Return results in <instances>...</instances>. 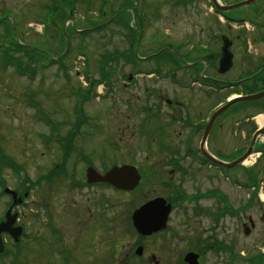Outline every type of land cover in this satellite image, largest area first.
Returning a JSON list of instances; mask_svg holds the SVG:
<instances>
[{
  "label": "rangeland",
  "instance_id": "rangeland-1",
  "mask_svg": "<svg viewBox=\"0 0 264 264\" xmlns=\"http://www.w3.org/2000/svg\"><path fill=\"white\" fill-rule=\"evenodd\" d=\"M71 1L72 15L63 12L64 9H62L55 17V22H51L48 28L44 25L46 7L51 2L54 3V0H0V17L4 12L10 13L13 17V21L17 25L18 40L20 39L18 44H24L23 41H25L37 49L45 50L48 57L55 58L60 57L65 51L63 29L70 39L67 58L60 63L62 64L60 66L50 63L48 60L45 61L39 56H34L35 63H32L28 58L32 57L30 55H33V52L20 51L18 54L14 49H10L7 55L13 59V67L11 64L5 63L3 53L0 52V148L3 153L2 156L14 161L15 163H13L19 169L18 171L17 168H14L12 172L7 165L1 162L0 175L5 179L6 184L15 190L19 188L22 180L34 181L38 174L45 175L50 172L55 164H59L58 161L60 160L57 140L60 139L62 142L63 138L74 130L77 108L82 107L86 122L73 132V144L69 155L70 162H73L79 155L88 157L92 153L95 157L98 154L100 156L105 154L106 157L121 160L123 158L121 153L128 152L130 155L135 154L134 162H138V168L144 170L141 174L142 184H140L138 191L133 194L114 199L111 198L110 192L103 191L104 197L107 199L106 201L104 199L102 212L103 229L92 230L91 235L92 245L89 248L101 250L103 249L102 243L104 245V249L99 251V256H103L104 264L113 263L106 261L109 258V253L103 239L108 238L115 242L121 254V260L118 264H127L130 260L126 257L125 248L127 244L133 242L128 234L132 232H126L128 228L127 213L130 211L132 203L163 196L165 191L162 190V187L164 188L166 184V182L163 183L164 175H168L165 171V162L162 163V156L160 155L163 151L158 149L163 146L162 141L157 138L154 142L156 144L147 145L146 141L150 136L148 135L147 138L145 136L144 139L138 130V120L140 121L145 117V113L143 114L145 108L140 109V107L145 104L149 106L152 102V99L145 102L143 90L147 89L146 91L152 93L155 90L156 95H162L167 99H171L173 93L179 95L183 92H180L167 80L157 78L156 83L154 77L153 79L138 77L136 90L133 93L134 86L129 87L127 85V78L134 69L122 60L124 56L128 55V40L130 38L129 31L124 25L109 21L102 30L91 31L90 34H84L85 36L69 34L70 28L72 25L74 28L82 30L92 28L111 19L113 12L132 5L136 8V18L134 17L131 21L130 17V24L139 26L140 56L142 58H148L160 52L167 45V47L172 46L180 49L179 51L182 50L189 59L197 60L213 49H216L215 52L218 51L219 39L215 38L213 42H209L213 40L212 35H240L241 39L233 49L236 55L235 68L226 75H218L217 73L214 75L218 80H224L222 77L234 80L239 76H244L245 70L250 71L251 67L259 66V42L263 41L264 32H260L259 29H252L251 24L229 22L225 16L251 18L262 23L264 16L260 13L264 7L259 4L256 7H253L255 5L249 6L250 0H238L241 3L236 10L225 11L227 14L223 12V16H221L211 9L210 0H133L131 2L108 0L109 4L104 7L105 13L102 17L98 10L100 0ZM232 1L217 0L218 3L225 5ZM235 14L239 15L236 16ZM70 18L72 19L70 20ZM6 35L3 26L0 25V45H6L2 40V37ZM163 37L166 38L165 41ZM243 41L248 42L247 45L251 47L249 50L252 51L253 62L241 54V48H244L241 44ZM210 44L213 45L211 50L203 53L204 47ZM194 46H200V50H196L199 54L191 49ZM207 48L209 47L207 46ZM116 52L120 56L114 59ZM139 65L142 68H148L153 66L154 62L153 60L147 62L139 60L137 66ZM19 70L25 72V75H20ZM163 70H166V67H163ZM182 71L186 79L191 77L189 75L191 70L182 69ZM177 72V75L180 76L181 70H177ZM82 76H86L88 81L85 78L82 80ZM91 82L92 85L90 86ZM199 88L195 85L192 89L194 90L192 92L194 99L199 100L196 104V108L199 110L202 106L207 107V109L211 108L213 104L229 98L230 93L233 92V90H218L215 99H213L207 98V96L203 97ZM135 95L137 98H134ZM79 103L82 105L76 106ZM245 105L242 109L251 108L250 105ZM235 107L237 105L232 106L228 111H234ZM133 117L135 118L132 119ZM235 122L234 117L231 127L232 129L238 128L240 135H231L233 131L231 130L230 133L228 124L223 125L222 120L219 122V125L222 124V131H220L219 125L215 131L216 143L225 142L227 145H231L229 146L231 155L226 159L234 157V150L241 143L236 142V139L243 137L244 133L246 135L244 143L246 144L248 141L247 134L257 126L255 120H250L248 122L250 125H245L243 126L245 128L240 129L242 124L236 125ZM157 126L166 130L168 123H155L153 127L156 128ZM173 136L181 137L177 132ZM146 152L154 153L149 156L150 160L148 161H145ZM215 152L227 154V148H224L223 144L219 147L216 145ZM257 161L256 154H254L244 166L251 168L252 163ZM234 171L239 177L250 174L241 165ZM203 175H199V179L194 180V182H198L200 189L191 185L189 181L187 182L189 187L184 193L192 196V199L184 203V206L188 207L187 212L181 211L182 213L172 216L171 224L174 228L176 226L179 232L182 229L187 231L188 228L194 233L206 232V229L211 225L208 221V215L215 209L214 199L206 201L193 199L194 196L202 194L196 191H201L210 185V182ZM79 177L83 179L82 175ZM64 179L53 177L50 182L41 183L43 186L40 185V188L31 191L25 198V203L15 209L20 212V222L25 226L24 232L28 234V238L25 243H20L22 252L19 257L14 255L15 250L12 249V241L7 240L5 245L10 251V255L0 259V264H44L45 261L48 264H60L57 245L54 244V241L45 231V226H43L44 215L40 207V203L43 202L51 205L53 223L59 224L58 227L61 229L60 233L65 242L72 244V239L78 238H80L81 246L88 242L89 227L84 226L79 232L74 217H88L93 212L91 208H94V202L90 198L91 194L82 192L77 195L75 192L71 193L68 189V178ZM214 185L219 191L221 190L231 196L234 206L240 205L236 203L237 195L234 197L235 189L228 190L223 179L216 180ZM46 196H48V200ZM86 201L90 212L83 215L78 211L74 214L75 209L85 206ZM260 205L261 203H259V211L253 209L249 213L254 222L255 218L259 219V235L258 224L256 223L258 220H256L255 230L250 236L245 238L243 230L242 235L240 232V236L247 239L246 241L239 238V244L243 246L254 243V245H259L264 249V224L260 219L264 207H260ZM4 206H6V202L0 198V216ZM192 206H194L193 210L197 208L194 212L195 222L192 221L193 219L187 218L190 215L189 211L193 208ZM199 207H202V214L198 213ZM114 216H118L117 220L113 219ZM181 220L186 223H180L177 226V222ZM67 250L71 254L73 253L72 264H80L76 257L77 252L80 251V246L68 245Z\"/></svg>",
  "mask_w": 264,
  "mask_h": 264
},
{
  "label": "flooded vegetation",
  "instance_id": "flooded-vegetation-1",
  "mask_svg": "<svg viewBox=\"0 0 264 264\" xmlns=\"http://www.w3.org/2000/svg\"><path fill=\"white\" fill-rule=\"evenodd\" d=\"M239 1L233 0L230 4H234ZM257 4L264 7V0H259V3ZM257 4L254 7H256ZM259 9L261 10V8ZM235 15L237 16L239 14ZM260 15L264 16V9L263 11H261ZM238 19L245 21L244 17ZM259 31L264 32V22H259ZM235 38L237 40L232 42V48H234V43L236 44L240 41L241 36L235 35ZM247 43L248 42L246 41L241 42L244 48H246ZM241 54L245 55V52ZM140 59L146 60L147 57H141ZM208 59L214 66V57L208 56ZM246 59L251 61V58ZM162 61L164 60L161 59L159 67H167L168 64H162ZM199 62L200 61H196L195 63L197 64ZM131 67L134 70L129 73L128 78L131 81V86H134L133 93H135L137 78H143V76L141 75V72L143 70L140 69V67H137L135 64H133ZM173 68L171 69L173 70ZM253 69L256 68L251 67L250 71ZM258 71L259 77L256 76L257 78L255 79H252V76H239L238 80L242 83L245 82L244 86L248 88L257 86L259 84V92L264 91V39L263 41L259 42ZM247 72L249 71L245 70V74ZM183 77L184 76L181 75L180 79H183ZM202 77L203 79L208 80V83L210 85L208 86L206 92L207 98L215 99L216 79L211 75L206 76L205 72ZM144 79L152 78L146 77ZM189 81L190 80H187L186 82ZM155 82L157 83V80H155ZM146 90L147 89L143 90L144 100L145 102H149L150 99H152V102L150 103L149 107L145 104L143 107H140V109L146 108L147 111H151L153 113L147 115V112H143V114L145 113L146 115L142 120H138V130L141 137H144V139L148 134H146V132H149L151 134L153 131H155L160 135L153 136L152 139L155 140L157 137H159L163 144V152L160 155L162 156V163L164 164L165 162V171H167L168 175H164L165 179L163 180V183L166 182V184L165 187L162 188L164 191L173 193L172 199L179 200L174 201V204L177 205L176 207L171 206V213L164 230L145 237L134 233L129 234L133 242L127 244V247L125 248L126 257L130 260L129 263L127 262V264H189L185 260L186 255L189 253L193 255V264H259V260L260 264H264V249L261 246L254 245V243L250 244L249 246H243L239 244V238L247 241V239H244L240 236V232L242 235L243 230V235L246 236L245 238L250 236L253 230H255L254 226L256 220H258L256 223L258 224L259 235V219L255 218L254 222L253 219L249 216V213L253 209H257L259 211V188L262 192H264V126L259 128V143L257 142L255 146V148L259 147V162L258 168L252 174V178L248 179L246 175H243L244 177H239L237 175V179L240 184L232 186L231 171L222 170L221 168H219L220 175L225 177L227 176L224 180L226 188L228 190L235 189L234 197L237 195L236 203H239L240 205L234 206L231 200V196L221 190L219 191L216 185H214L216 166L199 150V146L204 134V127L209 119V116L212 112L211 108L214 107V104L209 109H207V107L205 106H202L200 110L196 108V104H198L199 100L194 99L195 97H193L194 95L192 93L194 92V90L192 89H187V91L180 90V92H183V94L179 95L173 93L171 99H167L162 95H156L155 90L153 93ZM204 96L205 95H203V97ZM134 98H137L136 95L134 96ZM204 112L205 115H203ZM261 112H264V97L259 99V113ZM154 115L159 118L160 124L163 122L168 123V127L166 128V130L161 127L154 129L147 124L151 122V118ZM233 117L234 116L231 114L224 115L222 117L223 125L228 124L229 132L231 133V130L234 132V134L232 132L231 135H240V133H238V128L233 130L231 127V125L233 124ZM134 118L135 117H133L132 119ZM241 122L242 121L239 120L235 122V124L240 125ZM219 126L220 131H222V124ZM241 128H245L243 127V124L241 125L240 129ZM215 131L216 129L213 127L206 139V152L212 157H217L219 159L220 157L227 158L231 155L229 148V146L231 145H227L225 142H220L219 144L218 142L216 143ZM175 132H177L181 137H174L173 135ZM248 135L249 134H247V137ZM242 136L243 137H238L236 139V142L241 143L234 150V153H240L247 147V143H244V141H246V135L243 133ZM222 144L224 148H227V154L220 153L219 157L218 155H216L215 148L216 145H218L219 147ZM152 154L154 153H146L145 161L150 160L149 156ZM103 155L104 156H100V154H98L97 157H95L93 153L88 157L79 155L76 159L73 160V162H70L69 156H65V158H62L58 161L59 164H55L53 166L56 169L54 171L58 173L56 178H61L62 180H65L64 178L66 177L68 178V189L71 193L75 192L77 195H80L82 192L90 193V198L94 202V208H91L93 212H91L90 216L74 217L76 219V225L78 226L77 229L79 232L84 226H88L90 229V232L88 234L89 240L84 246H81L80 238L72 239V244L65 242L64 237H62L60 233L61 229L58 227L59 224L57 225L53 223V216L50 210L51 205L46 202L40 203V207L42 208V212L44 215L43 226H45V231L54 241V244L57 245V254L60 258V264H72L73 253L71 254L67 250L68 245L80 246V251H78L76 254V257L79 259L80 264H104L102 261L103 256H99V251L104 249L103 243V249L101 250L89 248L90 245H92V230L98 231L103 229L102 212L104 208V199L105 201L107 200L106 197H104L103 191L106 190L107 192H110V194L112 195L111 198L114 199L128 196L136 192L137 188L133 191L127 192L115 189L106 184L87 183L88 171H95L99 175H103L111 167L121 166L125 164L134 165L139 173H142V171H144L138 168V162H134L135 154L130 155V153L128 152H123L121 153V156L123 157L121 160H117L114 157H106L105 154ZM201 174H204L203 176L208 180V182H210V185H208L204 189H201V191L196 192H208L211 197H213L212 194L218 192L226 199L227 206H215L214 215L216 216H211V218L208 217V221L211 225L206 229V232L194 233L193 231H190L189 228L187 229V231H183L182 229V231L179 232L176 226L174 228V226L170 223L172 216L173 214H177V211L179 213L181 212V207H179V205L183 201H180V198H182L183 194H185L184 192L187 191V187H189L187 182L189 181L191 185L197 186L199 188L200 185L198 186V182H194V180H198L199 175ZM79 175H82L83 179H81ZM69 178L72 179V183ZM192 182L194 183L192 184ZM140 184H142V177L138 185V189L140 188ZM36 188H40V185L33 186V190H35ZM205 189L207 190L205 191ZM46 198L48 200V196H46ZM90 198L87 199L90 200ZM24 203L25 202L22 201L21 206ZM191 205H193V202H191ZM192 207L194 208V206ZM46 209H48V211H46ZM89 209L90 208L88 207L86 201L85 206L76 208L74 214L79 211L80 214L85 215L86 212H90ZM185 212L186 211H184L183 213ZM189 213L190 215L187 216V218L193 219L192 221L195 222L194 211L190 210ZM128 214L129 211L127 215ZM214 217H216L215 222ZM114 218L115 220H117L118 216H114L113 219ZM261 220L264 224V218H261ZM180 223L186 222H183L182 220L178 221L177 226L180 225ZM15 226L22 227L21 237L22 239H27L28 234L24 232L25 226L22 224V222H20V212L18 223L15 224ZM8 239L9 237H6V241ZM103 241L105 242V247H108L109 253V258L106 261H109V263L110 261H112L114 264H118L121 260V254L119 253V249L117 248L115 242H113V240H110L109 238L103 239ZM44 264H48L47 261H45Z\"/></svg>",
  "mask_w": 264,
  "mask_h": 264
},
{
  "label": "water",
  "instance_id": "water-1",
  "mask_svg": "<svg viewBox=\"0 0 264 264\" xmlns=\"http://www.w3.org/2000/svg\"><path fill=\"white\" fill-rule=\"evenodd\" d=\"M253 1L255 0H252L249 2L252 3ZM215 2V0H214ZM216 7L219 9V10H226L228 8H224V7H220L219 5H217V3H215ZM234 7V6H233ZM227 47L228 45L225 44L223 45V48H222V56L220 58V61H219V64L221 66L220 68V71L221 72H224L225 70H227L230 66V57L229 55L227 54ZM259 98V94L257 95H252V96H247V97H242V98H238V99H235V100H232L231 102L227 103L225 106H223L221 109H219L215 115L213 116V121H214V118L220 114L222 111H224L226 108H228L230 105H232L233 103L237 102V101H248V100H254V99H257ZM249 153V152H248ZM247 153V154H248ZM246 154V155H247ZM246 156H244L245 158ZM243 159V158H242ZM241 159V160H242ZM114 176L116 179H118L120 181V184L121 185H124L125 182L123 180H125L129 185H131L132 187L136 185L137 181H138V176L136 175L135 171L133 169H130V168H121V169H117L114 171L113 174H110L108 175L107 177H105L103 180L104 181H110L111 180V176ZM123 179V180H121ZM115 183V182H114ZM116 185L120 186L119 184L115 183ZM154 205V203L152 204H149L147 205L146 207H143L139 212H140V217H138V222L136 224V227L137 229L142 232V233H147V232H150L152 230H154L153 226L155 227L156 223H160L161 221H164V220H161V215H157V214H152L151 215V219H148V218H145V217H142V216H147L145 213H149L150 212V208ZM150 214V213H149ZM9 221H7L6 223L2 224L0 226V230L3 231L6 229V227H8L9 225ZM9 231V230H7ZM18 232H20V229H18ZM0 246H1V241H0Z\"/></svg>",
  "mask_w": 264,
  "mask_h": 264
},
{
  "label": "bare ground",
  "instance_id": "bare-ground-1",
  "mask_svg": "<svg viewBox=\"0 0 264 264\" xmlns=\"http://www.w3.org/2000/svg\"><path fill=\"white\" fill-rule=\"evenodd\" d=\"M15 31H16V29H15ZM257 121H258V124H259V122L261 123L262 121H264V119H259V117L257 118Z\"/></svg>",
  "mask_w": 264,
  "mask_h": 264
}]
</instances>
